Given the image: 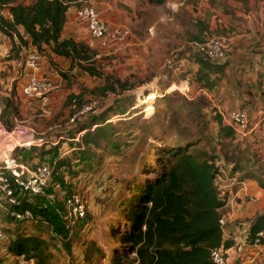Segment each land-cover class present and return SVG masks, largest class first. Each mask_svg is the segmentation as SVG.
Wrapping results in <instances>:
<instances>
[{
    "label": "rangeland",
    "instance_id": "rangeland-1",
    "mask_svg": "<svg viewBox=\"0 0 264 264\" xmlns=\"http://www.w3.org/2000/svg\"><path fill=\"white\" fill-rule=\"evenodd\" d=\"M32 1L18 0L23 4ZM82 4L93 6L111 24L129 28L127 42L102 49L77 24L78 31L71 30L73 38L88 47L90 59L71 64L64 57L54 59L46 45L37 48L26 43L28 39L21 28L13 32L14 44L0 32V116L6 100L16 108V112L7 109L0 118V126L8 133L1 144L20 140L15 126L32 129L37 136L48 139L49 144L43 147H17L14 154L29 169L56 163L51 184L57 181L61 188L49 186L46 195L32 197L30 202L56 212L65 220L67 230L65 235H58L40 218L12 220L0 191V227L4 236L0 240V258L5 264H32L7 253L8 241L16 233L43 238L51 253L49 264H84V252L92 243L106 256L96 259L110 264L115 249L123 252L111 228L118 227L122 220L117 218L118 205L129 196L134 182L142 183L153 176L147 163L153 164L154 154L165 148L181 146L210 158L223 157L220 160L225 176L216 178L222 196L225 189L221 186L235 171L231 170L235 160L243 163L240 167L234 165L238 173H252L264 180V156L260 152L264 135L258 138L254 131L248 138L234 142L220 133L216 107L207 95H195L202 86L209 92L197 81L199 56L188 44L196 33L201 39L225 35L231 42L233 36L247 30L243 24L248 12L255 20H264V0H77L73 7ZM8 13V7L0 9L6 19ZM198 22L207 24V30L198 33ZM71 27L63 29V36L71 32ZM22 48L37 50L44 57V72L56 82L45 109L21 95L25 81ZM228 53L227 49L226 56ZM79 64H91L100 75H90ZM106 79L125 82V89L115 85V90L102 92ZM186 85L188 91L184 89ZM90 101H95L94 107L88 113H79ZM252 121L255 124L257 118ZM9 122L13 123L12 132L6 128ZM93 122L111 125L110 139L100 141L99 147L85 149L78 131L84 125L94 129ZM256 129H262V122ZM72 192L83 196L84 218L67 217L63 198Z\"/></svg>",
    "mask_w": 264,
    "mask_h": 264
},
{
    "label": "trees",
    "instance_id": "trees-1",
    "mask_svg": "<svg viewBox=\"0 0 264 264\" xmlns=\"http://www.w3.org/2000/svg\"><path fill=\"white\" fill-rule=\"evenodd\" d=\"M74 1L77 0H33L23 4L18 0H0V9L8 7L11 15V20L0 15V32L9 36L14 44L13 32L21 28L28 39L26 43L37 48L46 45L52 54L70 59L71 64L74 61L88 62V47L71 37L62 36L68 8ZM198 27V33L208 28L203 22H198ZM204 39L196 33L190 37V42ZM198 56L197 81L209 89L212 86L209 75L218 73L221 66L204 56ZM79 65L90 75H100L91 64ZM115 85L121 90L125 89V82L106 79V84L100 90H115ZM7 109L16 112L11 100H6L0 118ZM217 121L220 133L236 142L232 129L222 122L218 114ZM9 123L11 125L6 128L11 131L13 123ZM92 124L94 129L84 125L78 131L82 133L81 145H85V149L99 147L100 141H108L112 132L111 125L103 122ZM220 159L224 160L223 157ZM213 160L214 157L192 153L181 146L165 148L154 154L153 164L147 163L153 176L142 183L134 182L129 196L118 205L117 218L122 220L118 227L112 225L111 228L117 234L123 252L120 248L115 249L110 264H210L212 249L222 246L226 250L231 246L230 242L222 239L220 208L224 205V196L216 185ZM231 163L232 171H237L234 165L240 167L243 164L237 160ZM244 175L256 179L264 188V180L255 174ZM18 209L30 210L32 218L42 219L58 235L67 232L65 220L53 210L33 205L30 199L23 200ZM262 230L264 213L258 215L250 225L249 237ZM6 251L10 256L32 261V264H49L51 258L47 242L32 234L16 233L8 241ZM129 255H133V258L130 259ZM97 256L106 258L99 246L92 243L84 252V264H101ZM0 264H5L2 258Z\"/></svg>",
    "mask_w": 264,
    "mask_h": 264
},
{
    "label": "built area",
    "instance_id": "built-area-1",
    "mask_svg": "<svg viewBox=\"0 0 264 264\" xmlns=\"http://www.w3.org/2000/svg\"><path fill=\"white\" fill-rule=\"evenodd\" d=\"M75 2L70 4L68 11L73 13L74 21L83 27L88 36L100 48H110L127 42L131 36L129 28L123 25L111 24L109 21L103 19L91 5L82 4L74 9L73 4ZM7 19L11 20L9 13ZM229 43L230 40L225 35H210L201 42H191L189 45L196 54L204 56L210 62L219 63L226 58ZM22 50L24 54L23 71L25 81L21 86V95L26 99L36 101L41 108L45 109L49 105L52 91L57 87L56 82L43 73V57L37 50L27 48H22ZM187 88L186 85L184 89L188 91ZM203 94L208 97L207 90L200 87L195 95L201 96ZM192 97L194 98L195 96ZM94 105L95 101L84 104L79 113H88ZM216 110L222 122L232 129L235 141L248 138L254 133L260 120L264 119V114L260 112L259 120L251 125V118L245 108L238 107L228 110L217 108ZM14 129L21 136L20 140L16 143L10 141L9 144L3 146L1 141L8 133L4 127L0 126V191L8 205L7 213L15 220L21 221L32 218L30 210L25 209L20 211L18 209L23 200L44 196L49 186H53L55 190L60 189L61 184L57 181L51 184L56 163L54 166L41 164L34 169H29L14 154L17 147H43L49 144L48 139L44 136H37L32 129L16 126ZM213 165L216 169V178L218 176H225L222 160L214 158ZM53 196V194L48 195L49 198H53ZM63 203L68 211L67 217L75 220L85 217L86 204L81 193L72 192L65 195ZM220 224L223 227V219L220 220ZM3 237L2 228L0 227V240ZM263 241V230L256 232L252 238L249 237V231H245L243 242L247 248L246 257H248L249 263L254 264L257 261ZM209 259L210 264H229L226 250L222 246L212 249Z\"/></svg>",
    "mask_w": 264,
    "mask_h": 264
},
{
    "label": "crops",
    "instance_id": "crops-1",
    "mask_svg": "<svg viewBox=\"0 0 264 264\" xmlns=\"http://www.w3.org/2000/svg\"><path fill=\"white\" fill-rule=\"evenodd\" d=\"M259 5H262L260 12H263V2ZM247 14L243 24L247 30L233 36L225 61L219 63L220 71L209 75L213 85L208 89V97L217 108H245L253 122L256 118L259 120L260 112L264 114V103H261L264 102V20L257 21L251 12ZM68 25H72L70 31H78L71 11L66 14L64 28ZM72 31L66 36H63V31L62 36L73 38ZM51 56L60 58L52 53ZM43 63L44 57L42 66ZM42 71L47 76L43 67ZM260 122L262 129L255 130L257 137L264 135V119ZM260 152L264 156V148H260ZM239 173L234 171L227 183L223 182L224 186H221L225 189L224 205L220 208L224 221L222 239L231 243L226 249L229 264H252L247 260L243 239L254 219L264 213V188L256 179L244 175L243 171ZM254 264H264V241Z\"/></svg>",
    "mask_w": 264,
    "mask_h": 264
}]
</instances>
